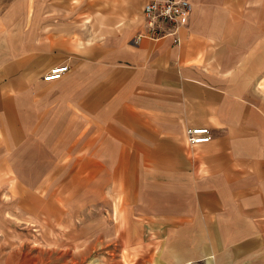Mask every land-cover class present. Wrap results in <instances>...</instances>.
Masks as SVG:
<instances>
[{"label": "crops", "instance_id": "obj_1", "mask_svg": "<svg viewBox=\"0 0 264 264\" xmlns=\"http://www.w3.org/2000/svg\"><path fill=\"white\" fill-rule=\"evenodd\" d=\"M78 1L9 34L4 60L0 39V137L78 150L72 191L111 193L127 240L152 227L158 264H264V0H189L157 35L144 0Z\"/></svg>", "mask_w": 264, "mask_h": 264}, {"label": "rangeland", "instance_id": "obj_2", "mask_svg": "<svg viewBox=\"0 0 264 264\" xmlns=\"http://www.w3.org/2000/svg\"><path fill=\"white\" fill-rule=\"evenodd\" d=\"M199 1L220 11V1ZM255 2L247 1L241 10L247 12ZM62 4L69 8L80 1L0 0L2 60L9 34L19 42L27 24H56L55 9ZM32 34L36 36L35 28ZM8 140L0 137V264H158L154 256L158 258L162 240L156 239L152 227H146L145 237L127 240L111 193H93L90 198L88 191H72L73 179L88 172V165L80 168L84 160L78 150Z\"/></svg>", "mask_w": 264, "mask_h": 264}, {"label": "built area", "instance_id": "obj_3", "mask_svg": "<svg viewBox=\"0 0 264 264\" xmlns=\"http://www.w3.org/2000/svg\"><path fill=\"white\" fill-rule=\"evenodd\" d=\"M192 9L193 5L189 0H149L143 5V14L149 24V32L153 35H157L162 24L172 25L171 33H177L179 26L189 17ZM142 36L144 35H139L136 40L139 41ZM66 70L67 66L52 68L45 78L53 80L51 77L57 76L55 79H58ZM186 137L190 144L196 145L210 141L212 133L208 127H189L186 130Z\"/></svg>", "mask_w": 264, "mask_h": 264}, {"label": "bare ground", "instance_id": "obj_4", "mask_svg": "<svg viewBox=\"0 0 264 264\" xmlns=\"http://www.w3.org/2000/svg\"><path fill=\"white\" fill-rule=\"evenodd\" d=\"M62 67H63V66H62ZM57 68H61V67H57ZM57 71H60V70H57ZM56 77H57V76H53V77H51V78H54V79H55ZM51 78H50V79H51ZM46 79H47V78H46Z\"/></svg>", "mask_w": 264, "mask_h": 264}]
</instances>
